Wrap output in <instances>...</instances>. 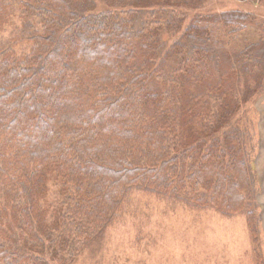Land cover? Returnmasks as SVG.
<instances>
[{
	"label": "trees",
	"instance_id": "obj_1",
	"mask_svg": "<svg viewBox=\"0 0 264 264\" xmlns=\"http://www.w3.org/2000/svg\"><path fill=\"white\" fill-rule=\"evenodd\" d=\"M208 1L0 0V264L73 263L136 189L245 213L264 264L233 122L264 88V16L187 21Z\"/></svg>",
	"mask_w": 264,
	"mask_h": 264
},
{
	"label": "rangeland",
	"instance_id": "obj_2",
	"mask_svg": "<svg viewBox=\"0 0 264 264\" xmlns=\"http://www.w3.org/2000/svg\"><path fill=\"white\" fill-rule=\"evenodd\" d=\"M258 1V0H257ZM241 9L257 17L255 0H209L197 14ZM11 30H8V33ZM248 27L237 45L254 39ZM220 33V32H218ZM237 46V48H238ZM247 134L246 156L257 189V215L264 223V88L243 106L238 122ZM245 213L224 214L136 189L103 239L75 255L71 264H255ZM264 250V237L262 242Z\"/></svg>",
	"mask_w": 264,
	"mask_h": 264
},
{
	"label": "crops",
	"instance_id": "obj_3",
	"mask_svg": "<svg viewBox=\"0 0 264 264\" xmlns=\"http://www.w3.org/2000/svg\"><path fill=\"white\" fill-rule=\"evenodd\" d=\"M255 2H257V0H255ZM263 237H264V223L261 225L260 223V250H261V253H262V256H263V259H264V250L262 248V242H263ZM253 249H254V244H253ZM254 255V253H253Z\"/></svg>",
	"mask_w": 264,
	"mask_h": 264
}]
</instances>
